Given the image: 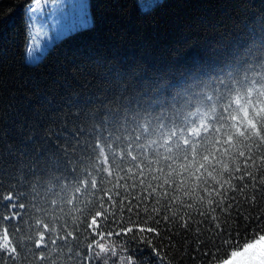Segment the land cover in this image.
<instances>
[{"label":"snow or ice","instance_id":"snow-or-ice-1","mask_svg":"<svg viewBox=\"0 0 264 264\" xmlns=\"http://www.w3.org/2000/svg\"><path fill=\"white\" fill-rule=\"evenodd\" d=\"M38 3L25 0L27 41L32 39L31 17ZM50 7L71 18L69 32L91 23L88 0H51ZM248 30L254 51L243 56L186 66L163 84L137 87L117 75L115 88L103 96L70 98L67 112L51 118L52 126L43 133L29 128L19 142L0 128V181H9L0 183L7 188L6 195L0 194V204L7 209V214L0 212V222L7 225L0 234V264H50L45 254L49 242L60 247L55 221H36L44 231L36 227L38 239L28 237L34 247L11 238L13 228L19 231L13 220L27 212L21 189L35 188L45 179L61 193L83 194V201H76L84 205L81 215L91 216L83 225L86 247L80 249L72 232L64 240L65 246L67 237L77 241L69 250L77 264H143L146 253L163 264L158 244L147 234L161 241L168 236L160 225L167 229L174 219L164 215L170 202L180 200V207L191 209L197 192L201 196L195 206L211 224L212 236L197 235L201 244L192 249L194 257L189 253L190 259L233 264L264 241V213L259 218L252 214L258 210L257 192L264 197V180L258 181L264 177V12L249 22ZM249 181L251 194L245 191ZM177 192L187 199L169 195ZM123 211L129 221L133 215L141 222L150 218L152 226L140 227L138 235L117 219V212ZM216 212L220 215H213ZM114 227L119 231L114 233ZM189 229L191 224L185 223L181 230ZM113 234L125 237L119 252L102 242Z\"/></svg>","mask_w":264,"mask_h":264},{"label":"trees","instance_id":"trees-1","mask_svg":"<svg viewBox=\"0 0 264 264\" xmlns=\"http://www.w3.org/2000/svg\"><path fill=\"white\" fill-rule=\"evenodd\" d=\"M88 5L91 25L87 29L65 35L36 63H27L25 0H0V128L6 129L17 142L27 135L29 128L43 133L52 126L51 118L67 112L70 98L103 96L107 90L115 88L117 75L137 87L156 82L163 84L176 79L186 66L223 62L243 56L249 49L254 51L255 42L248 24L264 12V0H88ZM239 163L243 167L245 161L241 158ZM259 180L264 177L258 176ZM0 183L7 185L9 181L5 179ZM21 191L26 193L27 212H21L22 219L13 220L19 231L13 228L15 235L11 238L34 247L28 237L38 239L33 231L36 227L44 231L43 224L37 225L36 221H55L60 247H53L49 242L45 254L50 264H77L69 256V250L77 241L67 237L65 246L64 240L66 233L72 232L78 237L80 249L86 247L87 233L83 225L86 217L90 222L91 216L81 215L84 205L76 201V197L83 201V194L72 190L61 193L47 179L42 185ZM245 191L251 194V181ZM0 194L6 195L7 188H0ZM169 195L187 199L179 192ZM200 196L197 192L191 200L193 207L187 210V205L180 207V200L170 202L164 215L174 219L167 229L160 225L161 233H169L162 241L155 239L154 234H147L158 244L163 264H205L189 258L190 252L193 257L196 255L192 249L201 244L198 234L204 239L212 236L211 224L204 222L195 206ZM237 198L244 201L242 193L238 192ZM257 200L258 210L252 214L259 218L264 213V197L259 192ZM37 207L45 211L37 212ZM0 212L7 214L2 204ZM117 219L138 235L140 227L152 226L150 218L141 222L133 215L129 221L126 211L117 212ZM185 223L191 224L188 231L181 230ZM5 226L0 222V234ZM255 227L253 225L249 233ZM116 231L119 229L114 227V233ZM45 239L47 241L48 237ZM124 240L123 235L117 238L113 234L105 236L102 242L113 245L119 252ZM32 259L30 256L29 261ZM34 259L38 261L39 254ZM142 259L143 264H160L154 255L147 253Z\"/></svg>","mask_w":264,"mask_h":264},{"label":"rangeland","instance_id":"rangeland-1","mask_svg":"<svg viewBox=\"0 0 264 264\" xmlns=\"http://www.w3.org/2000/svg\"><path fill=\"white\" fill-rule=\"evenodd\" d=\"M31 2L34 3L35 0ZM50 4L51 0H40V3L36 4L37 11L32 15L30 24L32 39L25 44L27 63H36L48 48L71 33L67 30L71 18L57 13ZM235 262L236 264H264V247L257 248L255 245L244 257Z\"/></svg>","mask_w":264,"mask_h":264},{"label":"clouds","instance_id":"clouds-1","mask_svg":"<svg viewBox=\"0 0 264 264\" xmlns=\"http://www.w3.org/2000/svg\"><path fill=\"white\" fill-rule=\"evenodd\" d=\"M257 248L264 247V241H260L258 244H256ZM233 264H236L235 261H233Z\"/></svg>","mask_w":264,"mask_h":264}]
</instances>
